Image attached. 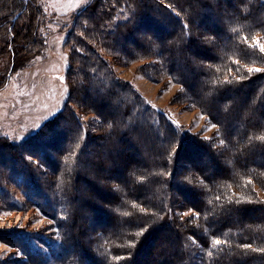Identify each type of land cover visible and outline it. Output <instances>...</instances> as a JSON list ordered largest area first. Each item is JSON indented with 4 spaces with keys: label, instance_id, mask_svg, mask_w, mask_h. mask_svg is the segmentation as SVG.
<instances>
[{
    "label": "trees",
    "instance_id": "trees-1",
    "mask_svg": "<svg viewBox=\"0 0 264 264\" xmlns=\"http://www.w3.org/2000/svg\"><path fill=\"white\" fill-rule=\"evenodd\" d=\"M42 19L38 0H0V54L11 55V72L17 57L39 50ZM141 24L148 33L134 38ZM255 33L264 34V0H96L79 13L67 39L69 105L23 143L0 137V183L11 182L9 171L38 191L36 206L49 207L61 233L58 263L264 264V202L255 191H264V73L232 62L252 60L245 39ZM132 39L137 51L121 49ZM97 46L153 60V76L181 85L179 101L207 116L217 136H191L162 114L156 120ZM103 87L107 99H87ZM120 98L123 109L111 114ZM71 103L101 120L97 137H86ZM190 152L207 161L190 160L180 173ZM84 185L100 193L79 195Z\"/></svg>",
    "mask_w": 264,
    "mask_h": 264
},
{
    "label": "rangeland",
    "instance_id": "rangeland-1",
    "mask_svg": "<svg viewBox=\"0 0 264 264\" xmlns=\"http://www.w3.org/2000/svg\"><path fill=\"white\" fill-rule=\"evenodd\" d=\"M94 1L96 0H38L43 15L39 28V39L41 40L38 45L39 50L27 56L23 61L18 60L17 57L18 66L13 72L10 71L11 55L0 54V79L4 81V77L9 76L8 83L4 84V89L0 90V137L15 143H23L50 120L59 116L69 105L73 84L71 86L67 80L71 66V48L67 45V39L79 13ZM214 21L218 23L220 20ZM173 29L175 32L176 29ZM173 29L156 36V41L161 43L173 33ZM146 33H148L147 29L143 30L141 24L134 38L142 37ZM134 41L135 39H132L127 43H122L121 49L137 51L139 46H135ZM245 42L246 51H250L252 60L233 59L235 68H243L247 71L259 68L260 72L264 73V59H262L264 51H261V45H264V34L255 33L251 38L245 39ZM98 51L103 56L105 67L113 71L115 78L133 86L134 91L141 98L142 105L151 109L156 120L162 114L169 123L191 136L209 141L217 136L216 127L209 123L207 116L199 109L179 101L181 85L169 81L163 75L159 78L157 75L153 76L155 74L151 69L154 68L153 60L141 59V57L126 60L100 47ZM254 53L261 55L259 61H256L259 58H254ZM181 54L182 52L178 51L177 55ZM198 56L201 58L202 54ZM234 74V72H228L226 79L237 78ZM73 76L72 74L69 78ZM99 90V94L92 91L87 99L99 100V97L107 99L105 87ZM124 101L123 98L117 99L111 114L119 113L124 107ZM70 106L80 116L86 137L88 135L97 137L100 134L102 123L97 115L88 111L84 112L74 103ZM143 120L136 116L134 122L144 127L146 124H143ZM123 146L127 148V144ZM90 147L92 149V145ZM126 150L141 161L135 149L127 148ZM183 156L184 159L180 163L183 168L180 173L189 172L188 162L190 160L193 165L207 161L205 155H195L198 156L195 158L191 152L184 153ZM79 170L83 171L80 168ZM92 171H95V168H92ZM7 176L11 182L2 183L1 181L0 183V264H62L54 259L59 253L54 244L59 243L61 239L56 218L52 219L51 214L47 212L50 209L45 203H43V209L36 206L35 201L42 202L43 200L36 196L37 190L33 191L18 184L13 173L9 176V171H7ZM101 186L103 188V185ZM78 190L79 195L90 196L100 193L98 189L87 185L79 187ZM255 191H257V197L264 202V191L259 188ZM75 208H82L81 201L75 205ZM188 214L189 212H186V216ZM93 226L95 223L92 221L88 228L89 233L93 231Z\"/></svg>",
    "mask_w": 264,
    "mask_h": 264
},
{
    "label": "snow or ice",
    "instance_id": "snow-or-ice-1",
    "mask_svg": "<svg viewBox=\"0 0 264 264\" xmlns=\"http://www.w3.org/2000/svg\"><path fill=\"white\" fill-rule=\"evenodd\" d=\"M261 51H264V45H261ZM249 71H255V72H260L261 69L256 68V69H249ZM261 139H264V137H261ZM217 244H219V241H216Z\"/></svg>",
    "mask_w": 264,
    "mask_h": 264
}]
</instances>
